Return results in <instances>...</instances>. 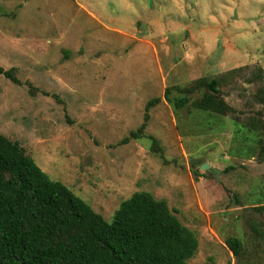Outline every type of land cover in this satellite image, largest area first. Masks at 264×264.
Listing matches in <instances>:
<instances>
[{
  "label": "rangeland",
  "instance_id": "1",
  "mask_svg": "<svg viewBox=\"0 0 264 264\" xmlns=\"http://www.w3.org/2000/svg\"><path fill=\"white\" fill-rule=\"evenodd\" d=\"M0 67V133L109 223L149 192L197 233L187 264H264V0H0ZM203 77L234 112L164 98Z\"/></svg>",
  "mask_w": 264,
  "mask_h": 264
},
{
  "label": "trees",
  "instance_id": "2",
  "mask_svg": "<svg viewBox=\"0 0 264 264\" xmlns=\"http://www.w3.org/2000/svg\"><path fill=\"white\" fill-rule=\"evenodd\" d=\"M0 75L21 85L15 68L0 67ZM218 85L216 79L203 77L188 87L173 88L180 98L172 99L170 88L164 98L181 110L195 92L206 90L209 93L192 104L196 109L234 112ZM161 102L148 101L143 124L123 144L142 138L151 110ZM150 139L152 152L165 160L159 141ZM226 245L240 256V239L229 238ZM198 248L197 233L165 200L137 192L121 203L109 223L69 187L52 180L18 142L0 133V264H187Z\"/></svg>",
  "mask_w": 264,
  "mask_h": 264
},
{
  "label": "water",
  "instance_id": "3",
  "mask_svg": "<svg viewBox=\"0 0 264 264\" xmlns=\"http://www.w3.org/2000/svg\"><path fill=\"white\" fill-rule=\"evenodd\" d=\"M202 168H203L204 170H206L208 167H207V165H205V166H203Z\"/></svg>",
  "mask_w": 264,
  "mask_h": 264
},
{
  "label": "crops",
  "instance_id": "4",
  "mask_svg": "<svg viewBox=\"0 0 264 264\" xmlns=\"http://www.w3.org/2000/svg\"><path fill=\"white\" fill-rule=\"evenodd\" d=\"M75 1H78V0H75Z\"/></svg>",
  "mask_w": 264,
  "mask_h": 264
}]
</instances>
